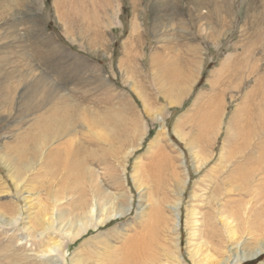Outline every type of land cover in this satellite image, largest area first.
Returning <instances> with one entry per match:
<instances>
[{
	"label": "rangeland",
	"instance_id": "obj_1",
	"mask_svg": "<svg viewBox=\"0 0 264 264\" xmlns=\"http://www.w3.org/2000/svg\"><path fill=\"white\" fill-rule=\"evenodd\" d=\"M263 32L264 0H0V264H72L87 238L139 232L158 203L175 232L145 264H264V251L240 256L264 245V172L224 181L264 144ZM70 138L89 175L69 183L101 185L94 211L131 206L74 243L56 219L71 197L46 194L64 182V158L47 163ZM213 199L233 200L235 240L217 222L222 235L204 237ZM45 205L50 235L33 218Z\"/></svg>",
	"mask_w": 264,
	"mask_h": 264
},
{
	"label": "bare ground",
	"instance_id": "obj_2",
	"mask_svg": "<svg viewBox=\"0 0 264 264\" xmlns=\"http://www.w3.org/2000/svg\"><path fill=\"white\" fill-rule=\"evenodd\" d=\"M263 35H264V32L262 33V37ZM258 37H261V36H258ZM262 50L264 52V49ZM249 56H250V53H249ZM179 82L178 80L177 81L175 80V86H177ZM184 90L185 89L183 88L181 89V91L180 90L178 91L182 93L184 92ZM82 151H83V148L79 144V142H77V140L74 138H70L67 140V142L65 141L64 148L59 147V146L56 147V149L53 151L54 161L51 160V162L47 163L52 166L54 164L57 165L59 163L58 161L62 157L64 158L63 159L64 161L62 160L61 161L63 162L62 169L65 172L60 177V179L63 180L64 182L60 183V186L58 187L56 186V184L49 185L47 187L46 194L48 195V198L61 197V196L63 198L71 197L68 199V208L63 212H60L57 215L56 219L60 220L61 222L64 220H70L67 238L72 243L80 239L86 233L88 234L90 229L100 230L101 226H105L107 223L112 221V219L128 215L129 212L131 211V206L128 204V205L116 206L115 212H112L111 210L109 212L100 211L101 214H99V209L98 210L96 209L94 211L95 203L93 202L94 200L91 199L90 197L93 196L94 198L97 199L101 196L102 194L101 185L96 184V183L95 185H93V183H90V184H86V183L80 184L78 182L69 183V181H79V179L84 178L85 176L87 177L89 175L87 168H83V166H81L82 161H81V158H79V155L82 153ZM86 162L89 163L90 161L86 160ZM234 164H235L236 169L235 171H233L232 173L230 172L227 175L226 180H224L225 184L227 185L229 181L232 182V181L239 180V179H241L242 182L244 181L249 182L251 177H254L258 173L264 172V144H262L261 154L258 157H252V154L248 153V154H245V156L242 159V162L240 163L237 162ZM255 164L260 166L258 169L256 168L257 170H252L248 174H244L245 171L243 172L241 171V169L247 168L248 166H253ZM238 173L239 175H237ZM92 174L93 173H90V176H93ZM147 176H148L147 178L149 179L148 182L150 184L153 183L152 184L153 186L155 185L156 182L159 181V177L156 178L151 175H147ZM18 180H19V177L17 176L16 181ZM152 185L151 187L153 188ZM230 201H233V200L227 199L224 201V203L221 202L222 204L220 205L218 203H215V199L210 201L212 208H214L215 210L217 209V211L214 212V215L212 217V219H214L213 220L214 223L212 221H207L205 225L206 229L203 232L204 237L209 239L211 237L215 238L216 236L222 235L221 233H219V231L216 228L217 224L222 223L223 224L222 226H224L226 229H230L229 235L228 237H226L227 239H224L225 242H229L231 240L233 241L236 239L235 232H232V230H234V228L236 227L230 224L231 222L229 221V217L233 215L232 219L234 221L237 218L236 217L237 214H235L236 212L234 213L232 211H231L232 214L231 215L229 214L230 209H228V207L230 206L229 205L231 203ZM113 202L112 200L111 201L107 200L106 205L109 203L114 204ZM151 207H152L150 211L151 213L150 214L147 213L148 219L144 222L141 221L143 223H141L140 225L141 230L139 232L136 231L133 234L127 235L126 237H124V239L121 241L120 245L118 246L112 245L111 242L113 241L112 239L113 236H116L117 234L120 235V232H121L120 229H114L110 231L109 233H102V234L100 233L101 235H105V237H107V240L99 239L98 241H94V239L92 238H89V239L87 238L82 243V246H83L82 250L77 251L74 254V256L70 259L71 263L74 264L77 262L79 264V261H80L81 262L80 264H84L85 262L87 263V261L89 260H91L92 262H94V260H103L104 264H145L148 259H153L154 255L156 254V247H158L160 235L164 234V235H167L169 239H172L171 238L172 236L170 235H172L175 232V227L174 226L169 227L167 219H166L167 216L165 217L164 214L161 213L162 208L159 203ZM104 208L105 207L101 208V210H103ZM48 209H49V206L45 205L39 210V212L36 215L33 216L35 225H37V227L42 229L40 233L41 235L43 234L50 235V229L53 228L52 223L47 224L45 221V218L49 211ZM172 209L176 210L177 207L172 206ZM4 211L5 213H8V212L13 213L14 209H12L9 205L5 204ZM216 213L223 214V215H225L226 213L228 214H226V216L222 215L223 220H219L216 216ZM16 217L14 220L11 219L10 222H7V224L9 223L13 225L19 222L21 219L20 216L17 218ZM215 222H217V224ZM36 233L37 232H35L34 234ZM60 242L61 241L56 240L55 243L51 244V246L49 247H51L52 249L55 247H59L61 245ZM99 251H103V253ZM263 251H264V245L260 249L254 251L250 255H247V253L242 252L240 256L242 259L247 258V257H256L262 254ZM81 255H83V258L79 259L78 261L77 258L81 257ZM4 256H5V259H7L6 262L9 261L10 264H33V262L30 259L22 255H19V254L12 255L11 253V255L5 254ZM151 256H153V258H151ZM42 264H57V261L53 259L45 260Z\"/></svg>",
	"mask_w": 264,
	"mask_h": 264
},
{
	"label": "trees",
	"instance_id": "obj_3",
	"mask_svg": "<svg viewBox=\"0 0 264 264\" xmlns=\"http://www.w3.org/2000/svg\"><path fill=\"white\" fill-rule=\"evenodd\" d=\"M204 76H205V73H203L202 79L204 78Z\"/></svg>",
	"mask_w": 264,
	"mask_h": 264
},
{
	"label": "crops",
	"instance_id": "obj_4",
	"mask_svg": "<svg viewBox=\"0 0 264 264\" xmlns=\"http://www.w3.org/2000/svg\"><path fill=\"white\" fill-rule=\"evenodd\" d=\"M173 83H174V85H175V81H174Z\"/></svg>",
	"mask_w": 264,
	"mask_h": 264
}]
</instances>
